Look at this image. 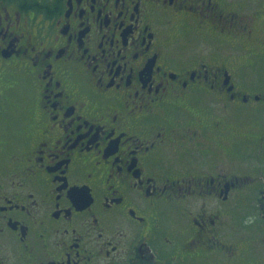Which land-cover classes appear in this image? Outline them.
Wrapping results in <instances>:
<instances>
[{
	"label": "flooded vegetation",
	"instance_id": "1",
	"mask_svg": "<svg viewBox=\"0 0 264 264\" xmlns=\"http://www.w3.org/2000/svg\"><path fill=\"white\" fill-rule=\"evenodd\" d=\"M259 76L264 0H0V264H264Z\"/></svg>",
	"mask_w": 264,
	"mask_h": 264
},
{
	"label": "rangeland",
	"instance_id": "2",
	"mask_svg": "<svg viewBox=\"0 0 264 264\" xmlns=\"http://www.w3.org/2000/svg\"><path fill=\"white\" fill-rule=\"evenodd\" d=\"M259 71V70H258ZM257 71V73H258ZM256 75L253 77L255 78ZM250 80H256V87H260V88H263V85H264V78H262L261 76H259L258 79H250ZM250 81H246V85H249ZM20 112V111H19ZM19 112H16V113H13L14 115H17ZM23 122L22 120V116H19V117H15V120L12 121L11 125L10 126H13V127H16L18 126L19 124H21Z\"/></svg>",
	"mask_w": 264,
	"mask_h": 264
}]
</instances>
